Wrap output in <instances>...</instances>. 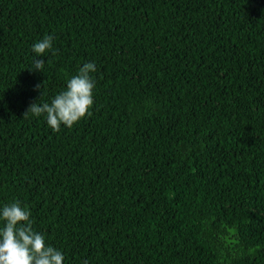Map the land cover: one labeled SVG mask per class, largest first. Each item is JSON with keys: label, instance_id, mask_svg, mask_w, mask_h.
<instances>
[{"label": "trees", "instance_id": "trees-1", "mask_svg": "<svg viewBox=\"0 0 264 264\" xmlns=\"http://www.w3.org/2000/svg\"><path fill=\"white\" fill-rule=\"evenodd\" d=\"M90 62V115L24 118ZM14 202L63 264H264V0H0Z\"/></svg>", "mask_w": 264, "mask_h": 264}, {"label": "clouds", "instance_id": "clouds-1", "mask_svg": "<svg viewBox=\"0 0 264 264\" xmlns=\"http://www.w3.org/2000/svg\"><path fill=\"white\" fill-rule=\"evenodd\" d=\"M52 36H45L35 43L32 51L35 53L33 69L42 72L45 59L43 57L52 51ZM54 55L55 52L52 51ZM96 71L94 63H85L76 76L67 81L66 89L57 94L50 103L34 101L24 112V118L29 114L34 117L44 115L47 125L53 131H59L61 125L67 128L90 115L93 105V89L95 81L90 75ZM42 85H37L41 100L44 93ZM31 213L19 202L5 205L0 209V264H63L64 256L61 251L46 245L45 237L33 230Z\"/></svg>", "mask_w": 264, "mask_h": 264}]
</instances>
